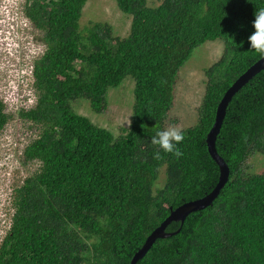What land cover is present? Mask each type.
Returning <instances> with one entry per match:
<instances>
[{
  "label": "trees",
  "instance_id": "16d2710c",
  "mask_svg": "<svg viewBox=\"0 0 264 264\" xmlns=\"http://www.w3.org/2000/svg\"><path fill=\"white\" fill-rule=\"evenodd\" d=\"M88 0H24L23 14L45 45L34 62L36 101L19 111L41 128L22 151L36 173L13 189L14 213L0 242V264H129L170 208L197 200L217 184L206 136L226 90L261 56L250 49L254 13L264 0H115L131 17L129 34L108 24L80 30ZM223 53L204 75L197 121L182 129L180 157L151 143L167 129L180 68L207 41ZM134 83L131 126L114 136L77 114L85 99L107 109L108 90ZM10 115L0 100V134ZM230 174L212 205L192 212L173 235L157 239L136 264H264V171L247 160L264 155V70L229 103L215 140ZM159 152L160 158H156ZM164 184L154 189L160 170Z\"/></svg>",
  "mask_w": 264,
  "mask_h": 264
},
{
  "label": "rangeland",
  "instance_id": "374dc122",
  "mask_svg": "<svg viewBox=\"0 0 264 264\" xmlns=\"http://www.w3.org/2000/svg\"><path fill=\"white\" fill-rule=\"evenodd\" d=\"M0 0V100L10 115L9 122L0 134V242L6 235L14 212L11 203L13 189L39 169L38 162L25 163L23 149L38 138L41 128L22 120L19 111L32 106L35 89L33 79L26 66L35 58H40L45 50L41 41L42 32L25 20L23 7L17 0ZM24 3V0H18ZM150 7L158 6L161 0H147ZM99 22L111 26L116 37L129 34L131 17L119 11L115 0H88L80 19V30L84 31L92 23ZM22 24L27 26L26 41L21 48L10 43L4 33ZM223 53V42L207 41L194 49L190 59L180 68L173 94V107L169 112L168 126L180 130L193 126L197 121V109L205 92L204 71L218 61ZM27 60V63L25 62ZM25 64V67H23ZM30 80V81H29ZM134 83L128 77L118 88L108 90L107 109L95 114L85 99L72 103L74 111L88 118L94 125L107 129L118 136L129 125L133 105ZM247 173L264 171V155H252L246 162ZM164 184V169L160 170L154 189Z\"/></svg>",
  "mask_w": 264,
  "mask_h": 264
},
{
  "label": "water",
  "instance_id": "95a60500",
  "mask_svg": "<svg viewBox=\"0 0 264 264\" xmlns=\"http://www.w3.org/2000/svg\"><path fill=\"white\" fill-rule=\"evenodd\" d=\"M264 70V56L251 65L242 75H240L233 84L226 90L221 98L215 113L214 123L206 136V147L210 158L217 165L219 170L218 182L215 187L200 199L186 202L176 209L170 208L169 215L161 222V224L151 232L146 238L144 244L135 252L129 264H136L149 251L151 246L157 239H166L173 235L167 233L166 228L172 222H180L181 224L186 217L192 212L201 211L211 206L213 201L218 197L221 189L225 186L229 179V168L221 156L218 155L215 148V140L220 132L223 120L225 118L226 109L234 95L240 91L254 76Z\"/></svg>",
  "mask_w": 264,
  "mask_h": 264
},
{
  "label": "clouds",
  "instance_id": "9594fccd",
  "mask_svg": "<svg viewBox=\"0 0 264 264\" xmlns=\"http://www.w3.org/2000/svg\"><path fill=\"white\" fill-rule=\"evenodd\" d=\"M9 1L10 2L12 1V3L14 4L13 0H9ZM17 4L18 6L24 8L25 5L24 3L17 0ZM254 16L255 19L252 24L254 31L249 35L248 41L250 43V49L254 50L256 53L260 54L261 56H264V8L255 11ZM25 20L28 19L25 18ZM26 29H27L26 24L25 25L18 24L17 27H15L14 29H10L7 33H4V35L7 36V39H10V43L16 44L17 48H21L23 46V43L27 39L26 38L27 35L25 34ZM38 59L39 58H35L31 62V64L28 63V65L26 66V70L29 72V74H31L33 78H34L33 76L34 62L37 61ZM25 62L27 63V60ZM23 67H25V64ZM34 81L35 80H33L31 83L33 87H34ZM35 101H36V94L34 96V103ZM34 103L32 104V106L34 105ZM126 123L129 125V127L131 126V121L129 119L127 120ZM183 140H184L183 132L176 126H169L165 130L158 131L156 135L152 137L151 143L153 145H158L165 152L173 153L175 156L180 157L182 155V152L176 147V145L181 143ZM156 158L157 159L160 158L159 152H157Z\"/></svg>",
  "mask_w": 264,
  "mask_h": 264
},
{
  "label": "bare ground",
  "instance_id": "6f19581e",
  "mask_svg": "<svg viewBox=\"0 0 264 264\" xmlns=\"http://www.w3.org/2000/svg\"><path fill=\"white\" fill-rule=\"evenodd\" d=\"M31 78H32V76H31ZM33 79V78H32Z\"/></svg>",
  "mask_w": 264,
  "mask_h": 264
}]
</instances>
